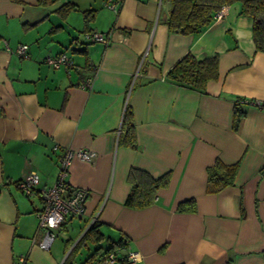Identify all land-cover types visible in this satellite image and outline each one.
I'll list each match as a JSON object with an SVG mask.
<instances>
[{
	"label": "crops",
	"instance_id": "1",
	"mask_svg": "<svg viewBox=\"0 0 264 264\" xmlns=\"http://www.w3.org/2000/svg\"><path fill=\"white\" fill-rule=\"evenodd\" d=\"M66 2L73 7L62 15ZM238 6L182 35L168 30L161 0H122L117 11L103 0H0V264L21 254L26 264H126L129 250L138 254L131 264H264V109L234 104L264 99V51ZM84 10H94L91 29L108 34L106 44L85 40ZM189 51L218 54V78L202 90L167 78ZM61 52L70 67L44 61ZM90 76L91 88L82 87ZM125 108L135 148L122 141ZM63 148L95 152L69 166V182L89 194L82 216L68 218L58 229L65 238L46 250L35 233L41 199L17 181L36 171V187L50 186ZM216 160L238 167L231 185L211 193L207 168ZM133 167L169 175L142 208L124 204ZM189 199L195 208L178 210ZM92 223L102 239L78 242ZM120 239L126 245L105 260L108 241Z\"/></svg>",
	"mask_w": 264,
	"mask_h": 264
},
{
	"label": "trees",
	"instance_id": "2",
	"mask_svg": "<svg viewBox=\"0 0 264 264\" xmlns=\"http://www.w3.org/2000/svg\"><path fill=\"white\" fill-rule=\"evenodd\" d=\"M49 0H38L40 4H46ZM239 3V13L249 16L252 20L251 33L256 50L264 51V0H161L166 7L164 23L170 32L182 35L199 34L212 22L216 13L222 6L232 3ZM73 4L66 2L56 10L62 15L66 10L71 9ZM82 33L92 31L90 22L94 18V10H84ZM88 41V40H86ZM218 54L215 53L203 58H197L192 52L184 54L167 72V78L190 88L202 90L208 80L218 78ZM242 103L240 98L234 104ZM234 115V127L239 121V115ZM124 134L122 141L132 147H136L134 126L131 120L130 108H125L122 120ZM238 162L233 164H223L215 161L207 168V192H218L220 189L233 183V176L236 173ZM127 179L131 185L124 204L133 208H142L151 204L159 188L168 183L169 175L164 173L158 177H153L146 170L133 167L130 168ZM194 200L189 199L178 204V210H193ZM64 224V223H63ZM62 224V225H63ZM103 235L98 230V224L92 223L83 233L78 242L84 239H91L98 243ZM125 241L120 239L118 242L108 241V246L103 254L114 249L119 250L125 245ZM98 247L97 249H99ZM96 249V250H97ZM88 260V259H87ZM67 264V263H66ZM126 264L127 261H126Z\"/></svg>",
	"mask_w": 264,
	"mask_h": 264
},
{
	"label": "built area",
	"instance_id": "3",
	"mask_svg": "<svg viewBox=\"0 0 264 264\" xmlns=\"http://www.w3.org/2000/svg\"><path fill=\"white\" fill-rule=\"evenodd\" d=\"M122 0H103L104 5L117 11ZM221 13L218 11L215 17H219ZM85 40L107 43L108 34L92 30L84 33ZM19 55H27V45L20 44L17 47ZM44 61L53 67L72 65L71 57L66 52H61L55 56L46 55ZM92 76L81 81L80 85L84 88H91ZM245 104L258 106L264 109V99L252 100L240 98ZM95 152L86 148L70 149L63 148L57 156V171L54 182L50 186L36 187L39 177L36 171H30L25 177L17 181V186L25 195L38 194L41 199V208L36 211L37 226L36 235L41 232L39 246L43 249H49L55 240V229H59L61 225L70 217H80L85 211V201L89 194L88 190L71 184L68 180L69 166L73 158L84 161H90L94 158ZM126 245V243H125ZM116 250L112 249L105 254V260L113 262ZM138 257L137 252L129 250L126 256L128 263H133ZM27 255L21 254L13 264H26Z\"/></svg>",
	"mask_w": 264,
	"mask_h": 264
},
{
	"label": "rangeland",
	"instance_id": "4",
	"mask_svg": "<svg viewBox=\"0 0 264 264\" xmlns=\"http://www.w3.org/2000/svg\"><path fill=\"white\" fill-rule=\"evenodd\" d=\"M54 231H55V234L57 235V236L55 237L56 240H61V239L63 240V239L65 238V235H63L62 232L59 234V232H58L59 230H58V229H55ZM98 245L104 247V243H101V244H98ZM89 247H90V249H91V248H93V245H90ZM84 251H86V250H85V249H82V250H81V253H80L79 257L83 254ZM84 254H85V253H84ZM83 258H84V257H83ZM83 258H80V259L77 258L75 264H80V263L82 262V259H83Z\"/></svg>",
	"mask_w": 264,
	"mask_h": 264
}]
</instances>
